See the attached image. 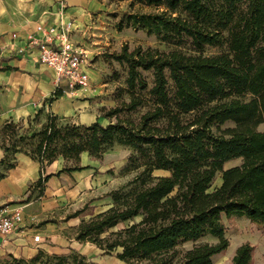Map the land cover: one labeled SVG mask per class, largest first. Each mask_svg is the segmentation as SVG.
<instances>
[{"label": "trees", "instance_id": "trees-1", "mask_svg": "<svg viewBox=\"0 0 264 264\" xmlns=\"http://www.w3.org/2000/svg\"><path fill=\"white\" fill-rule=\"evenodd\" d=\"M133 4L150 11L127 14L119 28H138L174 49L131 50L126 44L110 54L125 68L126 78L117 106L105 112L107 124L76 123L50 112L32 128L42 108L27 128L22 121L6 120L0 127V179L16 167L19 153L38 161L40 177L29 187L23 200L28 202L44 195L52 176L90 168L81 165L83 154L102 162L115 145L129 147L133 155L126 169L138 171L129 188L112 191L110 205L99 213L87 212L86 204L69 214L82 217L74 238L105 253L120 249L116 256L125 264H213V257L230 246L224 219L247 218L264 226V131L259 130L264 124V0ZM207 47L220 51L205 55ZM62 95L56 89L46 102ZM60 158L62 169L46 174ZM234 159L242 163L225 168ZM218 174L222 182L212 189ZM206 236L218 241L179 250ZM255 251L254 244H241L231 264H254ZM0 264L99 263L71 248L61 254L40 249L31 258L6 254Z\"/></svg>", "mask_w": 264, "mask_h": 264}, {"label": "crops", "instance_id": "crops-1", "mask_svg": "<svg viewBox=\"0 0 264 264\" xmlns=\"http://www.w3.org/2000/svg\"><path fill=\"white\" fill-rule=\"evenodd\" d=\"M62 4H65L66 11L61 17L59 9ZM100 6L101 0H0V85L4 84L7 91L3 97H0V106L5 112L0 120V125L8 119H16L15 113H8L10 106L14 105L19 111L18 115L16 114L18 118L28 117L34 113L36 106L46 104V99L54 92V71L38 61L37 51L30 54H19L12 51L11 47L19 45V42L13 41L12 34L19 32L23 38L27 32L34 30L36 23H58L63 18L73 20L78 27L74 34L76 40L78 37L89 40L94 35L91 26L92 12ZM80 92L82 93V91ZM64 95L49 103L48 109L51 112L64 113L72 117L76 114L77 109L86 108L89 105V100L73 101ZM80 119V123L85 124L98 120L91 111L81 113ZM3 156L4 152L0 147V161ZM16 157V167L10 169L6 176L0 179V208L7 211L20 209L23 214V222L10 235L0 234V256L13 254L16 257L31 258L40 249H45L50 254L67 253L71 250L69 247L74 249V245L70 242L76 239L68 238L64 230L77 226L82 217H75L78 222L72 224L71 220L74 218L65 216L56 225L47 220L43 222V212L49 209L48 201L52 197L78 195L83 187L82 179L91 180L96 172L95 168H91L89 165L90 168L82 171L52 176L46 183L43 195L45 197L43 205H47V207L42 209L40 207L42 204L37 203L34 198L23 202L28 195L31 183L40 177L41 165L23 153L17 154ZM61 161L64 165V160L60 158L46 168V174L56 173L62 169L63 165L60 168L56 166ZM73 178L77 179L75 186L72 182ZM67 186L70 187L64 189ZM106 208L97 210L95 213ZM38 231L42 234H40L41 241L43 237L48 238L44 248H41L42 245L39 244L41 241H34V236L39 233L34 234L33 232ZM116 263L122 264V261L109 264Z\"/></svg>", "mask_w": 264, "mask_h": 264}, {"label": "rangeland", "instance_id": "rangeland-1", "mask_svg": "<svg viewBox=\"0 0 264 264\" xmlns=\"http://www.w3.org/2000/svg\"><path fill=\"white\" fill-rule=\"evenodd\" d=\"M135 11H150L149 8L143 7L138 4L132 5V0H101V6L92 12V32L93 36L87 40V38L78 37L77 40L89 50V58L92 61V67L88 72L92 80V85L87 91L78 92L76 94L65 93L66 98H70L73 101L77 100H89V105L86 108L80 107L77 109L76 114L72 117L65 115L64 113H58L61 118L70 119L73 122L80 123L81 113L84 111H91L95 114L96 119L101 123H109V119L105 116V112L111 108L117 106L120 101L117 98L118 88L125 86L126 70L123 66L119 65L115 61H111L110 54L120 52L124 45H128L132 50L137 46L144 48L152 47L160 50H171V47L161 41H159L154 35H148L145 31L132 26H123L119 28L120 22L123 18ZM76 38V37H75ZM184 51L191 52L189 48H182ZM218 48L207 47L204 50L205 55H212L218 53ZM117 74V75H115ZM117 76V77H116ZM6 86L0 85V97L6 94ZM55 90V80H54ZM64 97V98H65ZM126 98V96H125ZM48 99V98H47ZM49 102L43 103L41 106H36L34 113L28 117L18 118L19 111L14 105L8 109L9 114L15 113L14 119L16 122L22 121L24 128H27L29 124V117L33 118L40 108L43 109V113L38 120L32 123V128H39L47 119L51 110L48 109ZM3 109L0 106V120L2 119ZM124 116V115H123ZM133 117H137V114H132ZM12 118V117H11ZM14 118V117H13ZM115 121V118H113ZM3 124V123H2ZM1 124V125H2ZM0 125V127H1ZM233 126L232 123H227L225 127ZM259 130L264 131V124L259 126ZM133 155V150L126 146L115 145L108 150L102 162L92 161L88 154L82 155L81 165H91V168H95L96 172L91 180L88 178L82 179V190L78 195L73 197H64L63 195L52 197L48 202L50 203L49 209L43 212L42 221H48L51 224H59L62 217L68 216L76 210L83 208L86 204H89V211H97L108 207L111 203L110 194L114 190L129 188V182L136 176L138 171H128L127 164L129 158ZM242 159H234L225 164V168L240 165ZM62 161L57 163V167H62ZM96 166V167H94ZM2 170V167H0ZM156 175L164 174L163 172H156ZM72 182L75 186L77 179L73 178ZM222 182L221 174H218L212 184V189L218 187ZM67 186L64 189H68ZM45 197H35L37 203L42 204L40 207H47L43 205ZM38 206V205H36ZM139 219V218H138ZM78 222L77 218L71 220V223ZM129 222L121 223L117 227L110 231H117L124 228ZM226 227V236L230 241V246L224 253L217 254L213 257V264H231L232 258L236 252V249L243 243L250 242L256 246L254 264H264V226H257L252 224L247 218H235L233 220L224 219ZM65 235L68 238L74 237L73 228H66ZM41 234L40 231L33 232ZM42 235V234H41ZM43 237V236H42ZM48 238H42L41 248L47 244ZM218 240L212 236H206L197 242H188L179 246V250L184 252L191 249L195 245L202 243H216ZM70 243L74 245V249L82 254H86L89 258L99 264H109L113 262H119L116 252L105 253L92 243H80L76 240H72ZM70 249L72 247H69ZM45 250V249H43ZM46 251V250H45ZM47 252V251H46ZM68 251L67 253H70ZM122 264H125L122 262Z\"/></svg>", "mask_w": 264, "mask_h": 264}, {"label": "built area", "instance_id": "built-area-1", "mask_svg": "<svg viewBox=\"0 0 264 264\" xmlns=\"http://www.w3.org/2000/svg\"><path fill=\"white\" fill-rule=\"evenodd\" d=\"M65 11L66 6L62 4L59 9L61 17ZM77 30L78 27L71 19L61 18L58 23L38 22L34 30L27 32L23 38L19 32H14L13 41L19 42V45L11 49L19 54L37 51L38 61L55 73V90L61 89L64 94L87 91L92 85L88 72L92 61L89 58V50L74 38ZM22 222L23 214L20 209L7 211L0 208L1 235H10ZM34 241H41V235H35Z\"/></svg>", "mask_w": 264, "mask_h": 264}]
</instances>
